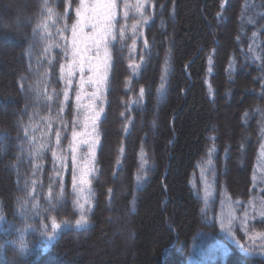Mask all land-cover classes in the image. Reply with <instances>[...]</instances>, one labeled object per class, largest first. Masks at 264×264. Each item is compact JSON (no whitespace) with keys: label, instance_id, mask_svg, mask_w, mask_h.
<instances>
[{"label":"trees","instance_id":"1","mask_svg":"<svg viewBox=\"0 0 264 264\" xmlns=\"http://www.w3.org/2000/svg\"><path fill=\"white\" fill-rule=\"evenodd\" d=\"M116 3L86 201L73 185L78 76L68 86L61 72L81 0H29L27 38L0 30V237L38 208L31 218L52 238L30 233L26 264H264L226 210L259 194L264 0ZM235 85L246 102L229 122ZM252 216L249 240L264 236V216ZM124 224L127 242L114 235ZM0 264L12 262L0 254Z\"/></svg>","mask_w":264,"mask_h":264},{"label":"snow or ice","instance_id":"2","mask_svg":"<svg viewBox=\"0 0 264 264\" xmlns=\"http://www.w3.org/2000/svg\"><path fill=\"white\" fill-rule=\"evenodd\" d=\"M127 8V5H125ZM143 5H137V11L142 9ZM116 8L117 3L116 0H110V2L105 6V20L103 25L97 22L95 15V7L94 6H85L81 4L79 8H77L76 15L78 17L77 22L71 26V40L70 45L66 47L65 53L66 55H70V59L68 60L65 66L61 67V72L64 74V79L66 81V85L70 86L72 83V77L76 71H79L81 74L80 85L81 88L85 83L96 86V91L91 94V98L93 104L96 99L100 98L102 95V87L106 82V73L108 67L109 56V46L112 40L115 39L114 29H115V21H116ZM50 12V10H49ZM87 13L86 15L83 13ZM127 11L124 13V16L127 17ZM47 30L46 25H41ZM135 28V25L133 26ZM85 29H89V32H85ZM122 34V33H121ZM101 53L103 54V74H98L100 71V67L97 64L93 63V58L100 57ZM92 73L87 77V80L84 79V73L86 70ZM135 71V67L133 68ZM161 89L164 88V84H161ZM141 94H143V89L140 90ZM100 93V95H98ZM65 100L68 99V93L65 91L64 93ZM80 92L76 94V100L79 102L81 100ZM93 104H89L85 106L86 115L84 118V127L87 129L89 121L91 122L93 128L95 127L96 121L100 117V113L104 111L101 107L99 111H96L93 107ZM74 141L77 137V133L73 132ZM87 135V133H85ZM57 141H59V133H57ZM80 144L87 145V150L90 156L94 157L93 149L95 147V140L84 139L83 137L79 139V141L75 142L72 146L73 152V165H74V175H73V185L74 187L79 185V190L83 193L90 181L88 179L89 173L91 172V161H88L84 166H79L76 163V152L79 148ZM40 153L37 152L38 156ZM55 155V153L53 154ZM78 173V175H77ZM139 179V178H138ZM81 208L84 207L83 204L80 205ZM261 211L264 212V202L261 204ZM85 217L81 215L80 219L76 220L77 226H82L85 223ZM52 232L54 233L57 229L60 228V225L56 223L55 220L52 222ZM50 238H52L51 233L48 234Z\"/></svg>","mask_w":264,"mask_h":264},{"label":"rangeland","instance_id":"3","mask_svg":"<svg viewBox=\"0 0 264 264\" xmlns=\"http://www.w3.org/2000/svg\"><path fill=\"white\" fill-rule=\"evenodd\" d=\"M109 2H110V0H81V4H84L85 6H94L95 7L96 19H97V22H99L101 25H103V22L105 20V15H104L105 10H106L105 6ZM83 14L86 15L87 13L85 12ZM77 19H78V17H77ZM85 32L86 33L89 32V29H85ZM108 51H109V49H108ZM109 56H110V54H109ZM93 63L99 65L100 71L98 74L102 75L103 74V67H104V65H103V54L101 53L100 57H98V58L94 57ZM3 66L6 67L5 65H3ZM108 74H109V60H108V67H107V73H106V82L108 79ZM76 75L78 76V86H79V91H80L82 98L80 100L81 110H80L79 118H78L81 121L80 129H79V131H77V137H76L74 143L79 141V139H81L82 137L84 139H88V140H95V147L93 149L94 156H95V151H96V148L98 145V122H99V119L101 117L102 112L100 113V117L96 121L94 128H93L91 122L89 121L87 129H85L84 118H85V115L87 114L85 111V106H87L89 104H93L91 94L94 91H96V86L85 83L83 85V87L81 88V85H80L81 74L79 73V71H76L74 73L72 79L75 78ZM89 75H92V73L87 71V65H86V70L84 73V79L87 80V77ZM106 82L101 89L102 95H100V93H98V95H100V98L96 99L94 104H93V107L96 111H99V109L101 108L100 102H102L104 94H105ZM234 88H235V90H237L236 94H233V97H232L234 104L229 106L228 108H226L225 112L227 113V115L223 116V118L229 122H232L236 117L237 105L240 104V107L242 108L245 106L244 104L246 102L243 100V97L241 98V96L246 91L242 89L241 92L238 93L237 85H235ZM247 92H250V90L248 89ZM262 96L264 98V95H262ZM221 113H224V112H221ZM261 114H262V119H261V148L259 151L258 163L256 166V173L254 176V189L259 194L264 191V113L261 112ZM221 127H222L223 131H226L228 141L233 142L234 138L232 137L233 136L232 130H229V129L226 130L225 126H220V128ZM85 133H87V135H85ZM243 137L245 139H248V136H246V135L245 136L243 135ZM75 155H76L77 159L79 156H81L85 159L83 161H80L81 163H85V162L87 163L88 161H90L93 158L88 153L87 145H84V144H80ZM238 172L242 176L244 173V170L243 171L238 170ZM85 194H86L85 191L80 194V196L82 198H85L84 201L87 200V195L85 196ZM259 194L256 197H254V199L246 205V208L244 210H241V202H236V203H234V205H232V203L227 204L226 210H228L231 207H233V211H234V208L237 209L238 215L234 211V216H236L240 222L239 226L241 229L240 232L242 234H246V230H245L244 226L247 222H249L252 219L253 213H257V216H260V217L264 216V212L261 211V204H262V202H264V198L260 197ZM246 236H247V243L251 244L248 246H250V247H252V246L264 247V236H260V235L254 236L250 240H249V235H246Z\"/></svg>","mask_w":264,"mask_h":264},{"label":"clouds","instance_id":"4","mask_svg":"<svg viewBox=\"0 0 264 264\" xmlns=\"http://www.w3.org/2000/svg\"><path fill=\"white\" fill-rule=\"evenodd\" d=\"M33 21V13L29 7V0H0V30L12 32L21 39H26L28 28ZM134 211V209H133ZM41 209H29L27 213H21V219L14 221V231L11 235L0 237V254H6L12 264H26L33 244V237H48L44 230L45 226L32 219V216L39 217ZM5 217L0 214V220ZM124 242L131 239L133 229L130 224H124L117 228L114 233Z\"/></svg>","mask_w":264,"mask_h":264}]
</instances>
